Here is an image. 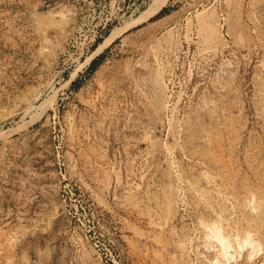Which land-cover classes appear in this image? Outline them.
<instances>
[{"label":"rangeland","instance_id":"rangeland-1","mask_svg":"<svg viewBox=\"0 0 264 264\" xmlns=\"http://www.w3.org/2000/svg\"><path fill=\"white\" fill-rule=\"evenodd\" d=\"M44 1L0 0V264H206L220 208L264 238V0H165L90 62L136 16L82 49L92 9Z\"/></svg>","mask_w":264,"mask_h":264},{"label":"bare ground","instance_id":"bare-ground-1","mask_svg":"<svg viewBox=\"0 0 264 264\" xmlns=\"http://www.w3.org/2000/svg\"><path fill=\"white\" fill-rule=\"evenodd\" d=\"M165 2V0H152V2L148 5L147 8H145L141 13L127 24L114 28L110 34L106 36V38L103 40L102 43H100L95 50V52L90 55L87 59V62H90L92 57L100 52L103 48H105L107 45H109L116 37H119L122 35L125 31H127L129 28L139 25L143 22H145L149 17L154 15L157 10L161 7V5ZM44 6H52L56 2L54 0H45ZM43 5V3H42ZM64 10L66 8L63 7L61 11H58L55 9V7H51L48 10H46V16L45 17H56L61 16L64 20V17L67 15ZM68 11V10H67ZM66 11V12H67ZM213 13V12H212ZM44 15V14H43ZM48 15V16H47ZM67 17V16H66ZM203 17L204 26L206 28H212V23L210 17L208 16H201ZM133 18V17H132ZM119 26V25H118ZM214 27V24H213ZM216 29V27H215ZM211 30V29H210ZM201 31V30H200ZM206 31V29H205ZM204 31V33H205ZM218 32V31H217ZM210 33V32H209ZM213 33V32H212ZM210 35V34H209ZM204 36V35H203ZM211 36V35H210ZM215 36V35H214ZM217 37V36H216ZM209 38V37H208ZM215 38V37H214ZM217 39V38H216ZM208 41V40H207ZM213 41V40H212ZM49 100V98H48ZM47 99L42 102L39 108L44 109L48 105ZM50 101V100H49ZM209 113V112H208ZM33 116V115H32ZM40 113L35 114V118L39 117ZM199 123V122H198ZM195 126V125H194ZM193 127V126H192ZM198 127V126H197ZM196 127V128H197ZM14 127L13 129H15ZM185 128V127H184ZM189 128V127H188ZM201 128L199 127V130ZM192 131V130H191ZM198 131V130H196ZM203 131V130H202ZM200 130V132H202ZM209 131V130H207ZM194 132V131H193ZM199 132V131H198ZM197 132V133H198ZM220 132V131H218ZM195 134V133H194ZM258 134V133H257ZM197 135V134H196ZM199 135V134H198ZM208 137V136H207ZM192 138V137H191ZM214 138V137H212ZM189 139V138H188ZM193 139V138H192ZM196 142V140H195ZM206 142V141H205ZM217 142V141H216ZM221 142V141H220ZM191 143V142H190ZM192 144V143H191ZM213 148V147H212ZM221 149V148H220ZM194 151V150H193ZM216 151V150H215ZM209 153H211L209 151ZM250 153V151H249ZM222 154V153H221ZM193 155V154H192ZM213 155V154H210ZM251 155V154H250ZM253 155V154H252ZM252 157V156H251ZM202 158V157H201ZM213 158V157H212ZM226 159V158H225ZM215 160V159H214ZM246 160V159H245ZM210 161V160H209ZM222 162V161H221ZM226 163V162H225ZM198 164V163H197ZM235 165V164H234ZM225 166H227L225 164ZM221 167V166H220ZM225 168V167H224ZM230 168V167H229ZM213 169V168H212ZM227 169V168H226ZM216 171V170H214ZM227 171V170H226ZM208 172V171H207ZM232 172V170H231ZM235 172V171H234ZM233 172V173H234ZM213 173V172H212ZM228 173V172H227ZM192 174V173H191ZM248 174V173H247ZM234 176H236L234 174ZM259 176V175H258ZM222 177V176H221ZM209 183V182H208ZM202 184V183H201ZM171 186V185H170ZM204 186V185H203ZM224 187V186H223ZM236 187V186H235ZM238 187V186H237ZM168 188V187H167ZM188 188V187H187ZM206 188V186H205ZM226 188V185H225ZM224 188V189H225ZM170 189V188H169ZM172 189V188H171ZM232 189V188H231ZM229 190V189H228ZM262 190V189H261ZM264 190V189H263ZM165 191V190H163ZM223 191V190H222ZM233 191V190H232ZM169 192V191H168ZM192 192V191H191ZM164 193V192H163ZM162 193V194H163ZM203 193V192H202ZM201 194V193H200ZM217 194V193H216ZM259 194V193H258ZM226 195V194H225ZM229 196V195H228ZM250 196V195H249ZM158 199V198H157ZM224 199V198H222ZM235 199V198H234ZM237 199V198H236ZM206 200V199H205ZM248 199H246L247 202ZM202 201V200H201ZM208 201V200H207ZM205 202V201H204ZM241 202V201H240ZM245 202V201H244ZM227 204V203H226ZM238 204V203H237ZM242 204V203H241ZM248 204L250 205V214L253 215L251 219H253V223L257 224L262 221V216L264 215V191H261L260 195H257L256 193L251 194V197L248 200ZM246 205V204H245ZM225 206V205H224ZM248 206V205H247ZM248 208V207H247ZM163 214L165 215V218H173L175 216V208L172 204V197L168 196L166 199V203L162 207ZM150 210V209H149ZM235 210V209H234ZM201 211V210H200ZM215 213L217 215V218L212 219L210 221H202V228L205 229V242L202 244V246H197L200 250V253L202 254V257L205 258L206 264H239L240 260L245 259L246 264H252L256 261V259L264 254V238L257 235V232H254L252 229V223L248 222L247 225H239L237 228H232L231 226L229 229L227 228L228 225H226V222L224 221L225 218L223 217L224 214V208H220V210H215ZM206 214V213H205ZM237 214V213H236ZM247 214V213H246ZM245 214V215H246ZM225 215V214H224ZM235 215V214H234ZM226 216V215H225ZM206 217V216H205ZM228 217V216H227ZM234 217V216H233ZM237 218V217H236ZM153 219V218H152ZM234 219V218H233ZM250 219V218H248ZM236 220V219H235ZM230 221V220H229ZM234 221V220H233ZM239 221V220H238ZM246 221V219H244ZM251 221V220H250ZM185 222V221H184ZM225 222V224H224ZM240 222V221H239ZM200 224V223H199ZM153 225V224H152ZM262 226V225H260ZM260 230V229H258ZM186 233V232H185ZM251 234L253 240L255 241V245L252 249H245L240 246L241 241L244 240L247 234ZM259 233V232H258ZM187 234V233H186ZM189 234V232H188ZM181 235V234H180ZM261 235V233H260ZM187 236V235H186ZM264 236V235H263ZM188 239V237H186ZM189 240V239H188ZM216 242V244H214ZM189 243V242H188ZM199 245V244H197ZM196 247V248H197ZM162 248V247H161ZM197 249V250H198ZM185 250V249H184ZM177 253V252H176ZM199 253V252H198ZM161 255V254H160ZM200 255V254H199ZM175 257V256H174ZM250 257H252L250 262ZM203 258V259H204ZM92 261V260H91ZM242 263V262H241ZM192 264V263H191ZM201 264V263H200ZM264 264V261L261 263Z\"/></svg>","mask_w":264,"mask_h":264},{"label":"built area","instance_id":"built-area-1","mask_svg":"<svg viewBox=\"0 0 264 264\" xmlns=\"http://www.w3.org/2000/svg\"><path fill=\"white\" fill-rule=\"evenodd\" d=\"M152 0H79L80 7L92 9L89 18L93 22V33L81 41L82 49L94 47L114 26L132 18L145 9ZM88 18V19H89ZM85 21V16L81 17Z\"/></svg>","mask_w":264,"mask_h":264},{"label":"trees","instance_id":"trees-1","mask_svg":"<svg viewBox=\"0 0 264 264\" xmlns=\"http://www.w3.org/2000/svg\"><path fill=\"white\" fill-rule=\"evenodd\" d=\"M164 10H165V7L161 8V10L158 13H160ZM103 58H104V54L102 53L92 60L90 67H89L91 72L97 69L99 63L102 61ZM77 82H78V79L76 81H74L75 84H77Z\"/></svg>","mask_w":264,"mask_h":264},{"label":"clouds","instance_id":"clouds-1","mask_svg":"<svg viewBox=\"0 0 264 264\" xmlns=\"http://www.w3.org/2000/svg\"><path fill=\"white\" fill-rule=\"evenodd\" d=\"M255 245V241L253 240L251 234H247L243 241H241L240 246L245 249H252ZM250 262L252 257L249 258Z\"/></svg>","mask_w":264,"mask_h":264},{"label":"water","instance_id":"water-1","mask_svg":"<svg viewBox=\"0 0 264 264\" xmlns=\"http://www.w3.org/2000/svg\"><path fill=\"white\" fill-rule=\"evenodd\" d=\"M95 58V57H94Z\"/></svg>","mask_w":264,"mask_h":264}]
</instances>
